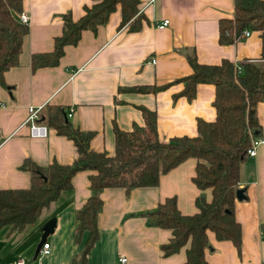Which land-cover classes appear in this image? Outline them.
Returning a JSON list of instances; mask_svg holds the SVG:
<instances>
[{
	"label": "crops",
	"instance_id": "0c3cea01",
	"mask_svg": "<svg viewBox=\"0 0 264 264\" xmlns=\"http://www.w3.org/2000/svg\"><path fill=\"white\" fill-rule=\"evenodd\" d=\"M264 1V0H263ZM234 0H137L138 28L130 30V21L119 26L117 7L103 25L94 31L82 30L75 45H65L56 65L31 69L32 54L50 52L53 38L61 32V15L69 12L72 20L83 14L91 0H21V12L27 17L17 64L6 69L0 85V189H24L29 172L18 167L29 159L38 167L51 162L66 165L76 158L72 141L46 127L45 134L28 135V108L58 106L67 113L66 121L79 131L91 133L89 149L113 155L112 127L127 132L144 123L140 108L154 112L156 135L166 142L175 136H195L196 121H213L211 104L214 89L199 83L191 99L179 96L182 83L191 72L185 55L192 50L197 63L213 65L230 60L257 61L261 43L258 32L227 45L217 42V23L232 18ZM18 15V14H17ZM16 15V18H17ZM168 19L158 29L154 23ZM153 60L154 62H152ZM161 86L155 92H135L127 88ZM263 141L254 156L246 157L238 169L237 189L242 199L234 198V218L240 225V248L228 240H215L207 231L208 246L204 259L209 264L264 263V102L255 108ZM195 160L187 158L159 175L156 186L136 187L124 194L121 187L102 188L101 206L96 217L97 238L86 253L85 264H180L188 244L163 256L160 244L170 231L146 223L144 212L154 210L158 202L175 197L182 215L197 212L193 199L203 194L209 202L208 188L199 191L191 181ZM74 173L71 188L60 191L57 199L40 210V216L22 230L0 227V264L22 260L23 264H73L81 251L74 241V214L88 197V174ZM53 218V230L45 238L46 254L35 253L42 224ZM41 248V247H40ZM124 258L123 262L120 258Z\"/></svg>",
	"mask_w": 264,
	"mask_h": 264
},
{
	"label": "trees",
	"instance_id": "16d2710c",
	"mask_svg": "<svg viewBox=\"0 0 264 264\" xmlns=\"http://www.w3.org/2000/svg\"><path fill=\"white\" fill-rule=\"evenodd\" d=\"M137 4V0H91V5L83 7V14L77 20H72L69 12H65L61 15V32L53 38L50 52L32 54L31 69L56 65L65 45H75L82 30L94 31L98 25L106 23L108 15L117 7L121 18L119 26L130 21L129 29H137ZM21 9V0H0V85L4 84L3 72L17 64L21 41L27 32V26L16 20ZM232 14V18L218 20L217 42L227 45L237 41L244 30L257 31L261 43L258 60H243L234 65L223 59L218 64L207 65L197 63L189 50L185 59L191 72L176 80L182 83L178 95L188 100L195 94L197 84L213 86V121L197 120L195 136H175L161 142L156 135L154 112L141 107L144 121L141 127L133 126L123 132L113 125L114 152L108 156L89 149L91 133L73 127L66 121L63 109L54 105L42 107L36 123L69 138L76 158L66 165L54 161L45 167L24 159L18 168L29 172V185L24 189H0V227L22 230L40 216L42 208L57 199L60 191L71 188L70 178L74 173L91 171L87 176L90 193L74 211L73 239L80 243L85 232L86 238L72 263L85 264L86 253L97 238L99 190L121 187L126 195L136 187L156 186L159 175L193 158L191 181L199 191L210 190V201L206 202L200 194L193 199L197 212L182 215L176 208L175 197H167L158 202L154 210L141 215L146 217L147 224L170 231V239L159 247L163 256L174 254L188 244L185 259L180 264H209L204 259L207 231L217 241H230L239 252L240 225L234 218L232 205L239 180L238 169L246 159L249 136L260 135L255 108L259 102H264V1L234 0ZM163 87L165 85H140L127 89L140 93L155 92Z\"/></svg>",
	"mask_w": 264,
	"mask_h": 264
},
{
	"label": "built area",
	"instance_id": "2783aa9c",
	"mask_svg": "<svg viewBox=\"0 0 264 264\" xmlns=\"http://www.w3.org/2000/svg\"><path fill=\"white\" fill-rule=\"evenodd\" d=\"M17 21H19V23L22 24H27V17L25 15V13L23 12H19L16 18ZM168 25V19H162L160 21H157L156 23H154V26L158 29L164 28ZM249 31L244 30L242 32V34L239 36V39H242L243 37H247L249 35ZM152 62H154L153 60H151ZM236 70H238L236 68ZM238 72V71H237ZM41 107H37L36 108H31L29 107L28 110V115L26 117V121L28 125V135L30 137H38V136H43L45 134V130L46 127L43 124L40 123H36V121L38 120L39 117V111H40ZM71 111L72 108H68L67 109V113H66V118L69 117L71 115ZM263 141L262 138L259 137H254V136H249V144L245 150V155L246 157H252L255 154L256 148L257 146ZM48 252V243L44 242L41 245V248L38 250V254H46ZM125 259L122 257L120 258V261L123 262ZM7 264H23L22 260H16V261H12V263H7Z\"/></svg>",
	"mask_w": 264,
	"mask_h": 264
},
{
	"label": "water",
	"instance_id": "95a60500",
	"mask_svg": "<svg viewBox=\"0 0 264 264\" xmlns=\"http://www.w3.org/2000/svg\"><path fill=\"white\" fill-rule=\"evenodd\" d=\"M64 120H65V119H64ZM234 192H235V198H236V199H242V198H243V194H242V191H241L240 189H236ZM53 225H54V219H53V218H51V219L45 221V222L42 224V226H41V227H42V234H41V237H40V240H39L40 243H39V245L37 246L35 253H37L38 250L40 249V247H41V245H42V243H43L44 238H45L49 233L52 232V230H53Z\"/></svg>",
	"mask_w": 264,
	"mask_h": 264
}]
</instances>
